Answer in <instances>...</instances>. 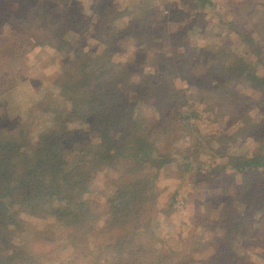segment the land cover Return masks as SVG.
Returning a JSON list of instances; mask_svg holds the SVG:
<instances>
[{"label": "trees", "instance_id": "1", "mask_svg": "<svg viewBox=\"0 0 264 264\" xmlns=\"http://www.w3.org/2000/svg\"><path fill=\"white\" fill-rule=\"evenodd\" d=\"M23 1L15 8L0 0V26L13 25L15 32L14 37L0 36V94L11 86V69L32 45L52 46L74 64L66 66L53 82L67 98L69 108L85 116L88 126L71 131L62 122L54 123L30 136L19 126L18 118L0 121V264H47L52 254L64 248L68 260L57 264H228L226 257L233 241L240 236L253 237L259 225L256 213L264 207V143L248 153H226L227 146L221 142L213 148L225 159L219 175L222 187H228L230 177H239L236 195L227 204V213L234 214V220H221L223 232L217 236L214 263L189 254L177 255L164 239L157 246L156 220L148 207L155 196L158 169L173 159L172 141L163 136L177 120L188 126L190 111L182 109V100L174 101L169 122L144 127L147 118L141 109L125 100L123 87L129 70L112 58L93 59L88 49L68 34L64 22L70 25L73 21L69 0H62L64 6L55 12L52 0L47 2L43 8L51 9V17L41 23L25 14L29 8L22 7ZM103 3L94 0L102 15L112 6ZM199 4L213 5L210 0H200ZM232 23L244 52H220L222 58L211 65L208 79L198 84L197 92L182 95L185 99L199 97L208 103L207 108L222 106L241 124L243 117L250 118L253 105L264 103V42L244 22ZM252 25L264 37V14ZM145 78L137 89L142 96L151 86ZM237 83L252 91L235 89ZM230 135L235 136L233 132ZM162 141L168 143L165 151L159 149ZM198 149L194 148V159L184 166L201 170L199 174L206 170L207 174L210 169L198 161ZM122 163L123 169L119 166ZM103 167L116 168L119 182L107 197L102 216L74 185L91 181L105 171ZM236 202L244 210L239 211ZM32 217L43 220L47 233L33 235L25 244L22 229ZM64 229L68 238L64 245H58L54 236ZM88 234L95 236L92 242L87 241ZM14 238L18 242H12ZM146 241L151 243L146 246Z\"/></svg>", "mask_w": 264, "mask_h": 264}, {"label": "rangeland", "instance_id": "2", "mask_svg": "<svg viewBox=\"0 0 264 264\" xmlns=\"http://www.w3.org/2000/svg\"><path fill=\"white\" fill-rule=\"evenodd\" d=\"M3 1L15 8L21 5L19 0ZM49 1L25 0L22 7L29 8L25 14L31 15V20L41 23L51 17V9L43 8ZM102 1L112 5L103 15L95 9L94 0H69L74 22L70 25L64 22V25L75 43L88 49L93 59L112 58L129 70L128 82L123 87L125 100L141 109L147 118L144 127L169 122L172 113L169 108L174 101L182 100V109L190 111L188 126L177 120L163 136L172 141L173 159L158 169L155 196L148 207L156 220L157 246L164 239L177 255L189 254L196 260L214 263L212 255L218 253L219 248L217 236L223 232L221 220H234V214L227 213V204L230 197L236 195L235 184L239 177H230L228 187H222L219 175L225 159L213 148L221 142L227 146L226 153H248L264 143V103L251 104L250 118L244 120L243 117L244 122L240 124L232 120L222 106L207 108V102L199 97L185 99L182 94L197 92L198 84L208 79L206 75L211 72V65L222 58L220 52L225 49L244 52L236 26L229 23L244 22V26L264 42L260 29L255 32L252 25L264 14V0H210L213 5H200V0ZM52 3V12L65 4L62 0H52ZM13 27L0 26V36L14 37ZM64 58L52 46L32 45L11 69V86L0 94V121L18 118L19 126L30 136L61 122L71 131L87 129L85 116L69 108L67 98L53 82L66 66L74 65ZM145 76L151 86L142 96L137 89ZM194 77L195 82H192ZM234 88L252 91L242 83L235 84ZM232 132L235 136L230 135ZM194 148L201 150L198 161L205 162L209 173L203 170L199 174L201 170L195 172L194 168L184 166V162L194 159ZM159 149L167 150L168 143L160 142ZM204 149L209 153H204ZM119 166L123 169L124 164ZM103 169L105 171L97 173L91 181L74 185L76 192H81L92 209L102 216L107 197L119 182L116 168ZM221 191L227 193L221 194ZM236 204L240 206L239 211L244 210ZM256 215L259 225L254 236H240L233 241L226 257L228 264H264V207ZM25 225L21 233L25 244L33 235L41 237L47 233L40 218H28ZM94 237L88 234L87 241L92 242ZM54 238L58 245H64L68 238L66 229L56 233ZM15 241L18 242L16 238L12 240ZM150 243L146 241L145 245ZM68 255L64 248L52 254L47 264L65 262Z\"/></svg>", "mask_w": 264, "mask_h": 264}]
</instances>
